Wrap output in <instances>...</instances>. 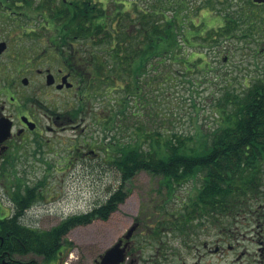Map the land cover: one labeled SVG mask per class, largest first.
I'll list each match as a JSON object with an SVG mask.
<instances>
[{
	"label": "trees",
	"instance_id": "obj_1",
	"mask_svg": "<svg viewBox=\"0 0 264 264\" xmlns=\"http://www.w3.org/2000/svg\"><path fill=\"white\" fill-rule=\"evenodd\" d=\"M197 1L0 0L1 13L10 16L23 34H33L49 49L46 53L72 54L65 58L68 63L81 60L83 66L75 67L79 79L85 81L86 75L90 79L82 103L93 109V123L104 127V137L108 131L113 135L107 145L95 144L107 151L106 172L117 166L120 176L105 200L45 230L23 222L43 193L38 186L22 191L25 182L17 180L10 195L14 209L0 217V264H38L37 258L26 255L47 262L59 258L66 245L72 246L66 234L98 218L108 220L129 195L126 184L142 170L158 177L159 188L166 190L155 211L169 215L163 213L166 218L156 220L155 240L161 242L163 225L173 230L177 226L184 235L203 225L228 234L236 220L259 219L264 188L263 77L222 94L216 102L219 122L211 131L197 126L195 132L167 133L136 119L149 107L156 87L164 89L176 81L171 63L182 61L185 73H190L192 58L205 60L203 49L213 50L234 38L262 37L263 5L253 0H200L199 5ZM203 9L217 11L224 24L214 28L198 22ZM198 46L202 50L195 49ZM160 66L168 70L162 73ZM82 67L87 71L81 72ZM94 100L100 101L98 108L91 107ZM37 184L43 187L44 182ZM180 189H187V198L177 195Z\"/></svg>",
	"mask_w": 264,
	"mask_h": 264
},
{
	"label": "rangeland",
	"instance_id": "obj_2",
	"mask_svg": "<svg viewBox=\"0 0 264 264\" xmlns=\"http://www.w3.org/2000/svg\"><path fill=\"white\" fill-rule=\"evenodd\" d=\"M198 1L196 4L199 5ZM216 12L203 9L197 21H203L208 27L218 28L224 21ZM41 30L36 28L38 32ZM260 36L259 40L234 38L213 50L203 49L207 53L201 55L205 60L197 58L195 61L192 58L189 64L194 71L190 73H185L182 61L171 63L169 70L174 72L176 81L169 85L171 87H156V91L151 92L152 101L148 108L141 110L143 115L136 116L137 121L155 129H166L169 131L167 133L195 132L197 126L211 131L210 128H214L219 122L216 102L222 94L228 89L241 90L243 83L248 85L254 79L264 78V32ZM4 41L7 43V50L0 55V86L10 84L19 98L33 95L35 89L42 87V104H46L48 109L43 108L42 111L43 145L39 154H27L23 161L17 163L15 170L0 172V217L14 209L10 195L17 186L15 183L20 180L25 182L20 185V190L29 191L30 187L38 186L37 189L43 193L42 200L34 202L28 208L23 222L35 228L50 229L62 217L88 211L97 201L105 200L112 188L118 186L120 176L115 168L108 169L107 172L101 170V166H106L105 147H97L99 159L95 160L98 167H83L73 152L84 141L94 142L92 144L99 142L96 143L97 146L107 145L113 140V135L108 131L107 137H104L105 129L93 123V109L90 110V107H86V114L79 113L77 94L74 96L72 91L71 94L53 92L54 90L47 88L46 76L37 73L40 68H50L51 72L64 68L63 62L68 63L65 58H71L72 54L46 53L49 49L40 44L33 34H23L11 17H5L0 11V42ZM195 49L202 50L199 46ZM75 62L82 63L81 60ZM160 68L162 73L168 70L167 66ZM82 70L87 71L84 67ZM24 77L29 78L26 87L22 83ZM118 95L121 96L120 93ZM4 99L6 96L0 94V103ZM91 104V107L98 108L100 101L94 100ZM149 112L152 113L150 117ZM46 113L48 116L62 115L61 122L66 117L72 118L73 122L65 120L66 123L60 126L49 124L56 129L48 130ZM133 119L136 121L135 117ZM63 127L66 129H62ZM110 128L107 127L108 130ZM29 151L34 152L33 149ZM41 181L44 182L43 187L42 184H37ZM159 186L158 177L145 170L138 172L126 184V188L130 190L126 200L108 220L98 218L90 224L71 229L65 239L72 246L66 245V251L62 250L57 259L47 262L43 257L35 255H26V259L37 258L38 264H64L62 261L71 255L69 264H97L107 248L126 234L136 220H140L142 225L133 236V247L128 252L125 264H264V235L258 237L256 233L248 231L253 221L236 220L229 225L228 234L218 227L206 230L203 225L184 235L177 230V226L173 230L170 226L163 225L160 230L161 242L155 240L153 235L156 220L166 218L163 214L166 212L157 215L159 212L155 211L157 205L163 202L166 192ZM192 187V184L187 186L189 191L194 189ZM177 192L181 199L188 197L187 189ZM175 204L176 201L171 200V205ZM159 209L162 210L160 207Z\"/></svg>",
	"mask_w": 264,
	"mask_h": 264
},
{
	"label": "flooded vegetation",
	"instance_id": "obj_3",
	"mask_svg": "<svg viewBox=\"0 0 264 264\" xmlns=\"http://www.w3.org/2000/svg\"><path fill=\"white\" fill-rule=\"evenodd\" d=\"M253 2L257 5L264 6V3H257L254 0ZM6 50H7V43H6V49L0 55H2ZM63 64H64V68H59L57 69V71L51 72L52 70L50 68H46L45 70L40 68L37 69V73L41 76H46L47 88L54 90L53 92L55 93L65 92L64 94H71L72 91L74 92L73 93L74 96L77 94L76 100L80 107L79 113L86 114L85 113L86 107L82 103L84 101L83 91H84V87L88 85L90 79L86 75V80H85L86 84H84L85 81H81L79 79L78 75L80 72H78L77 70V68L79 66H82L83 63L74 61V63L63 62ZM68 65H70V68ZM50 75L51 78L49 77ZM24 79H27V82H24ZM22 83L23 85H25V87L28 86L29 78L24 77L22 79ZM42 90L43 88L39 87L34 90L33 95H25V96L23 95L22 96L23 99H22V97L19 98V96L14 93L10 84L8 85L4 84L0 86V94L6 96V99H4L0 103V121H4L6 124H8V126L6 127L8 130L6 131V133H8L7 135L4 131V127L0 126V172L5 170H15V168H17V163L23 161L24 157H26L27 154H32V155L35 154V156H37L41 151L43 145L41 117L43 114L42 113L43 108L48 109V106L46 104L45 105L42 104L43 100H42V95L40 94ZM11 105H15V106L13 107ZM46 116L49 121V123L46 125L48 130L56 129L55 127H52L49 124L60 126L66 123L65 120L73 122L72 118L70 117L63 118L64 120L61 122L60 119L62 115H56V116L54 115L55 116L54 117L52 115L48 116V113H46ZM72 127L74 128V126ZM62 129H66V127H63ZM86 129L87 127L83 129V132L86 131ZM78 145L79 146H77L75 150H73V152L76 153L75 155H77L76 157L82 163L83 167L86 168L98 167L96 165V160H95L99 157V154H97L98 153L97 146H94L96 144H91L88 141H84L83 144H78ZM104 145H106V143ZM30 149H33L34 152L29 151ZM106 166H101V170L103 169V172L104 171L106 172L105 170ZM111 168H115L117 170V166L115 167L109 166V169ZM24 191L27 192V189ZM261 196L263 197L261 198L263 202L261 205L262 206L261 210L263 212L259 215V219H257L255 223L251 224L250 228L248 229V231H251L252 234L256 233V236L258 237L264 235V188H262ZM136 221L137 222H134V224L132 225V226L135 225L136 229L132 233L131 237L126 238L125 237L127 234L126 233L116 242L118 243L122 241V246L127 245L125 247L127 249V253H126L127 255L128 252H130V250L133 247V243H134L133 236L135 235L136 230L140 227L141 224L140 220H136ZM252 227L255 228L251 230ZM205 245L207 246L208 243H205ZM121 264H125V261L122 262Z\"/></svg>",
	"mask_w": 264,
	"mask_h": 264
},
{
	"label": "water",
	"instance_id": "obj_4",
	"mask_svg": "<svg viewBox=\"0 0 264 264\" xmlns=\"http://www.w3.org/2000/svg\"><path fill=\"white\" fill-rule=\"evenodd\" d=\"M257 3H264V0H254ZM6 49V43L0 42V54ZM51 78V75L49 76ZM24 82H27V79H24ZM4 121H0V126L4 127V131L6 133L8 124H4ZM8 133H6L7 135ZM136 226H132L128 233L126 234V238H130ZM127 245L122 246V241L115 244L113 247L109 248L103 255H101L100 260L98 261L100 264H121L124 262L126 258L127 249L125 248Z\"/></svg>",
	"mask_w": 264,
	"mask_h": 264
}]
</instances>
